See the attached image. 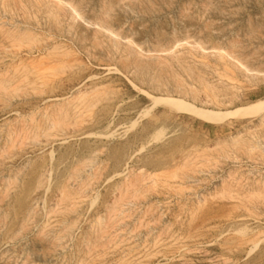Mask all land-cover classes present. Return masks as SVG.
I'll return each instance as SVG.
<instances>
[{
	"label": "rangeland",
	"instance_id": "1",
	"mask_svg": "<svg viewBox=\"0 0 264 264\" xmlns=\"http://www.w3.org/2000/svg\"><path fill=\"white\" fill-rule=\"evenodd\" d=\"M0 32V264H264V114L149 97L264 101V0H0Z\"/></svg>",
	"mask_w": 264,
	"mask_h": 264
},
{
	"label": "bare ground",
	"instance_id": "2",
	"mask_svg": "<svg viewBox=\"0 0 264 264\" xmlns=\"http://www.w3.org/2000/svg\"><path fill=\"white\" fill-rule=\"evenodd\" d=\"M56 1V0H54ZM59 2V1H58ZM56 3V2H55ZM67 5V4H66ZM51 8V7H50ZM65 8V7H64ZM57 9V8H56ZM59 10V9H58ZM49 12V11H48ZM76 14V13H75ZM48 17V16H47ZM1 33V32H0ZM11 39V38H10ZM13 41V40H12ZM126 42V41H125ZM5 43V42H4ZM188 46V45H187ZM177 47V46H176ZM75 52V51H74ZM10 53V52H9ZM161 53V52H160ZM70 54V53H69ZM140 57V56H139ZM221 58V57H220ZM144 59V58H143ZM69 60V59H68ZM43 62V60H42ZM45 62V61H44ZM18 63V62H17ZM32 66V65H31ZM37 66V63H36ZM39 66V65H38ZM33 67V66H32ZM30 69V68H29ZM11 76V75H10ZM225 79V78H224ZM152 100L156 102H163L165 104H168L172 106L174 109L179 110V111H185L189 112L193 115H198L202 117L203 119H212L213 117H225V116H239L240 118L246 117L245 115L249 116L248 114H258L262 115L264 114V101H259L256 103H253L249 106L245 107H239L231 110H226V111H212L208 109H202L198 108L190 103L187 102H179L175 101L173 99H157L155 97L149 96ZM242 116V117H241ZM256 116V115H255ZM233 140V139H232ZM234 141V140H233ZM236 141V140H235ZM234 141V142H235ZM255 143V142H254ZM253 143V144H254ZM258 144V142L256 143ZM255 145V144H254ZM257 146V145H256ZM219 147V146H218ZM257 148V147H256ZM263 152V151H262ZM251 195V194H250ZM253 195V194H252ZM259 196V195H258Z\"/></svg>",
	"mask_w": 264,
	"mask_h": 264
}]
</instances>
